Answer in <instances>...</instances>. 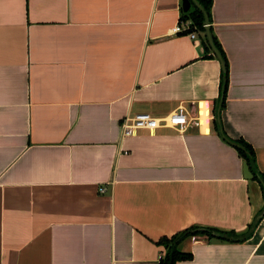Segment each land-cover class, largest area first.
Masks as SVG:
<instances>
[{
    "label": "crops",
    "instance_id": "1",
    "mask_svg": "<svg viewBox=\"0 0 264 264\" xmlns=\"http://www.w3.org/2000/svg\"><path fill=\"white\" fill-rule=\"evenodd\" d=\"M181 4L0 0V264H158L160 237L244 232L263 210L212 123L221 62L205 32L171 33ZM211 19L222 128L264 173V0H212ZM180 105L195 125L122 138L125 116ZM182 245L193 257L175 264H264V215L242 242Z\"/></svg>",
    "mask_w": 264,
    "mask_h": 264
},
{
    "label": "trees",
    "instance_id": "2",
    "mask_svg": "<svg viewBox=\"0 0 264 264\" xmlns=\"http://www.w3.org/2000/svg\"><path fill=\"white\" fill-rule=\"evenodd\" d=\"M197 2L203 7V10L207 13L209 19V27L210 23L212 22L211 19V8H212V0H197ZM191 9L187 12L181 11V18L179 22H188L189 28L186 31L190 30H199L201 32H205V24H204V15L203 11H201L198 7H196L193 3ZM210 31L212 33V28L210 27ZM213 42L217 49L219 50L222 60L224 62V69L221 71V80L219 86V95L213 101L212 104V123L214 127L218 130V122H217V115H218V107H220V112L225 106V99H226V92L228 87V62L224 51L222 50L221 45L219 44L217 38L213 35ZM204 45L207 51H209V45L206 39H204ZM213 57L215 56L212 53L207 55H203V57ZM221 117V116H220ZM219 135L221 133L218 130ZM223 133H226L223 130ZM227 136V135H226ZM230 142H235L238 146H233L239 156L247 162L251 173L253 174L252 179L258 181L261 186V189L264 194V173L260 172L256 165V155L253 147L243 140L242 138L233 139L227 136ZM229 143V142H228ZM259 214V213H258ZM257 214V215H258ZM256 215V216H257ZM255 216V217H256ZM255 217L253 221L248 225L247 230L244 232H236L235 230H222L215 227H205V226H189L172 236H162L157 241L156 244L163 247L164 252L161 256H159V263L158 264H175L179 261H186L191 260L193 255L190 251L184 250L181 246L183 241L187 240L188 238L193 237H202L207 241H222V242H231V243H238L242 242L253 233L255 227L259 223L261 219L255 222Z\"/></svg>",
    "mask_w": 264,
    "mask_h": 264
},
{
    "label": "built area",
    "instance_id": "3",
    "mask_svg": "<svg viewBox=\"0 0 264 264\" xmlns=\"http://www.w3.org/2000/svg\"><path fill=\"white\" fill-rule=\"evenodd\" d=\"M188 28V22H179L171 29V33H180L188 30ZM189 35L194 37L193 33ZM196 123V117L189 115L186 108L182 105L161 117L152 116L147 112H139L132 116H125L122 119L120 122L121 136L122 138L131 136L137 129H154L161 126L176 128L182 132L187 126L195 125Z\"/></svg>",
    "mask_w": 264,
    "mask_h": 264
},
{
    "label": "water",
    "instance_id": "4",
    "mask_svg": "<svg viewBox=\"0 0 264 264\" xmlns=\"http://www.w3.org/2000/svg\"><path fill=\"white\" fill-rule=\"evenodd\" d=\"M193 3L196 7H198L201 11H203V15H204V24H205V37L207 39L208 45L211 49V51L213 52V54L218 58V60L221 62V66L222 69H224V62L222 60L221 54L219 52V50L217 49V47L215 46L214 42H213V36L212 33L210 31V27H209V19H208V15L207 13L203 10V7L197 2V0H182V10L184 12H187L189 9H191L192 4ZM218 111V115H217V122H218V130L221 133L222 138L229 142L230 145L232 146H238L237 143L235 142H230L228 137L223 133V128H222V124H221V117H220V107H218L217 109ZM243 173L245 178L250 179L253 177V174L251 173L249 166L247 164L246 161L243 162ZM264 215V208L263 210L255 217V222H257L259 219L262 218V216Z\"/></svg>",
    "mask_w": 264,
    "mask_h": 264
},
{
    "label": "rangeland",
    "instance_id": "5",
    "mask_svg": "<svg viewBox=\"0 0 264 264\" xmlns=\"http://www.w3.org/2000/svg\"><path fill=\"white\" fill-rule=\"evenodd\" d=\"M182 246H183V245H182ZM182 246H181V247H182Z\"/></svg>",
    "mask_w": 264,
    "mask_h": 264
}]
</instances>
